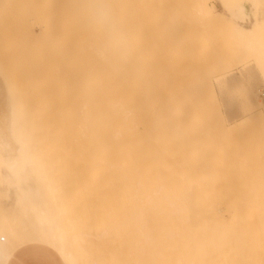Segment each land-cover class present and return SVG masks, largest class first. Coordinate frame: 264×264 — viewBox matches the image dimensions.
I'll return each instance as SVG.
<instances>
[{"label": "bare ground", "instance_id": "bare-ground-1", "mask_svg": "<svg viewBox=\"0 0 264 264\" xmlns=\"http://www.w3.org/2000/svg\"><path fill=\"white\" fill-rule=\"evenodd\" d=\"M46 1L49 5L50 0ZM54 1L56 2V0ZM154 2L155 0H99L96 5H91L93 7L91 12L89 8H87L89 13L83 8L79 10L80 12L84 10L81 12L83 14H74L72 18H69L71 22H67L66 31L68 35H66L67 38L65 37L66 41L63 37L67 33L65 29V34L62 30L66 26L62 29L59 28L63 24L66 25L65 21L62 25L53 27L54 30L49 25L51 18L43 24L41 36L50 31L54 36L58 35L59 38H63L64 42H57L56 50L59 47L60 52V48H64V43H68L69 47L66 46L69 53H67L69 62L66 63L68 69L63 71V76L66 74V77L63 78L61 73L62 67L66 70L65 63L62 64V59H66V57L60 55L59 58H62V61L61 64L59 63L60 66L57 65L58 68L60 67L59 69L46 66L47 68L43 70L44 68L42 69L40 66V73L34 72L36 75H33L27 71L31 74L28 78L26 71V75L20 72V78L25 80L27 77L26 83H24H30L32 86L45 87L48 84L51 87L48 89L47 86L46 92L49 93L52 89L50 93L54 94L55 91L53 90L57 89L58 92L62 88L65 89L67 83L62 81L65 79V81L74 80V76L71 78V74L74 75L80 71L79 74L81 75L75 74V77H79L75 78L73 82H76L75 84L78 86L80 85L78 91H84L83 94L81 93L82 96L79 93L72 95V92H58L59 94L64 93L65 96L67 94L72 95L71 103L67 101L70 98H66L62 104L61 101L65 100L63 96V100L59 99L58 102L61 101L58 104L53 101L54 97L53 99L51 96L47 97L50 95L47 93L46 96L44 94V96H39V100L32 98L31 101L30 97H35L36 94L25 91L21 97L19 94L18 96L13 95L15 101L12 102L13 98L11 99L6 93L9 96L8 99H11V105H8L7 111L5 110L6 114L2 115L4 119L0 118V122H2L0 123V131L5 130L7 136L5 134L2 136L8 137V140L12 142L14 156L9 155L11 153L10 148L7 150L9 145L7 144L6 147L3 143L5 141L0 139V167H3V169L0 168V182L5 193L10 196L13 195L14 206L17 205L21 213L28 211L33 215L34 225L30 231L25 232L24 225L21 229L17 218L14 216L10 214L0 216V264H5L16 249L30 245L50 246L53 241L55 253L60 258L71 260L69 252L64 249L63 239L56 235L57 230L53 223L58 221L54 219L43 220V217L46 216L45 209L40 205H35L33 201L34 192L40 197L41 188L30 187L32 181H36L38 174L46 170L55 169L57 173L52 178L58 180L62 175L60 172L62 158H53L52 155L56 152H49L47 149L45 151L38 150L35 145L42 144V142L34 140L32 138L34 136H36L35 138H45V145L56 144L58 145L57 148L62 145L63 141H71L67 137H72L73 141H76L74 145H77L74 147L76 149L78 147L79 157H76L72 164V182L83 187L90 186L91 191H95L93 197L96 196V199L100 197L105 200L106 205H103L102 201L99 205V209L101 208L99 214L104 213L108 218L107 222H113L119 226L121 221L124 228H131L137 244L135 260L132 256L134 264H264V247L261 244L258 246L255 242L254 233L250 231L249 221L245 220L244 215L246 209L253 213L255 205L258 206L255 204V198L251 199L252 201L246 209L242 208L244 199L234 203L226 200L227 207L225 209L216 204L217 180L223 175L220 174L218 168L221 166L220 161H218L221 158L216 160L215 155L226 152L229 149V147L227 148L228 144L223 142L215 147L217 137L214 139L215 136L211 137V134L199 138L197 137L198 134L185 135L182 132L185 117L194 120L199 112L202 113L203 119L208 118L209 120L205 119L203 122L210 123L212 103L209 106L210 102L203 99V101L206 100L204 103L207 102L208 106L202 103L204 107H201L199 103L203 101L198 102L196 94L189 95L190 98H193L194 95L197 96L194 100L191 98L192 103L187 102L186 97L182 96L181 92H178L177 95L171 93L166 99L161 100L154 99L150 94L148 74L152 45L151 36L158 34L160 24L163 22L176 21L179 18L177 11H169L166 4L162 6L163 10L160 11V8L154 7ZM56 4L59 5L60 0H57ZM61 10L60 12H62ZM59 17L61 18V16ZM65 19L66 17L63 20ZM57 24L59 25V23ZM55 29L63 32H56ZM32 33L34 36V32ZM38 36L40 34H36V37ZM156 36L158 37V35ZM156 36L152 38L155 39ZM158 39L161 41L160 37ZM160 43L162 44L157 45L159 48L163 45V42ZM42 48L45 49L43 45ZM162 49L164 50L165 46H162ZM3 56L8 55L3 54ZM8 58L10 57L8 56ZM60 59L57 58L59 62ZM7 60L4 59V61ZM169 64L167 69L175 65ZM164 66L168 67L167 64ZM173 67L176 69V65ZM13 68L16 69V66L10 69L11 72ZM6 69L9 71L8 67ZM177 70H173V73L178 72L177 74H179L180 71ZM208 70L210 71V69ZM168 71L172 73V70ZM212 72L208 75H212ZM12 73L15 74L16 72ZM9 74L11 73L9 72ZM30 76L33 77L30 78ZM205 79L204 76V80H202L205 81ZM56 80L61 81L58 85L63 84L64 86L60 85L62 86L60 90L58 87L55 89L56 86L52 87V85L57 84L54 83ZM186 80L185 82H188ZM21 83L19 84L22 86ZM72 85L75 86L74 83L71 84V87ZM8 86L5 92H8ZM82 88L83 90H81ZM196 88L191 93L186 89L187 94L192 95ZM35 89L36 87L33 90ZM57 96L61 97V95ZM17 97L19 100L16 99ZM33 99H36L35 102ZM66 102L69 105L68 109L64 108ZM26 106L31 110L32 116L26 117L29 114V109ZM25 109H27V113L23 115ZM65 109L68 110V113ZM208 109H211L210 112ZM70 114H72V118L68 116ZM207 115L208 117H206ZM202 117L201 120H203ZM209 126L211 128V124ZM73 141L71 142L73 143ZM201 144L203 145L201 146ZM230 151L228 150L226 153ZM232 160L233 162L237 161L236 158L235 160L232 158ZM38 164L43 165V170H39ZM204 165H209L206 171L202 168ZM81 187L79 188L81 189ZM82 190L85 191V187ZM92 192L90 193L92 194ZM86 193H88L87 190ZM248 193L250 197L251 193ZM83 195L86 194L83 193ZM89 199H86V203L90 202ZM94 201L92 200L93 207L97 202ZM44 202L42 198L41 203ZM90 209L87 212L90 211L93 214ZM49 214L51 216L50 212ZM21 215L20 217H22ZM107 227V231L111 233L113 230L109 229L108 224ZM254 231L257 236L258 232ZM114 232L112 233L115 238L119 237L117 235L120 234V231ZM260 233L262 232L260 231ZM79 242L78 238H73L71 245H78ZM116 243L119 246V243ZM83 254L86 256L84 251ZM105 260L107 259L105 258Z\"/></svg>", "mask_w": 264, "mask_h": 264}, {"label": "rangeland", "instance_id": "rangeland-1", "mask_svg": "<svg viewBox=\"0 0 264 264\" xmlns=\"http://www.w3.org/2000/svg\"><path fill=\"white\" fill-rule=\"evenodd\" d=\"M50 1L48 5L46 0H0V118L4 119L3 116L6 114L5 110L7 111L8 105H11L10 100L13 98L11 101H15L13 95L18 96L19 94V97H21V95L25 94V91H31V93L36 94V96L33 94L35 97H30L31 101L32 98H37V100H39V96H46L47 94H50L47 95V97L51 96L52 99L54 97L53 101L57 104L60 103L61 100L59 102L58 100L62 99V96L65 100L61 101V104L62 102L66 101V98H70V100L68 99L67 101L71 103V96L73 94H83V88L81 89L83 91H78L80 89V85L78 86L75 84L76 82H73L75 78L81 75L79 74L80 71H78L79 73H74V75L71 74V78L74 76V80H67L69 83L65 81L66 79L62 81V79L66 77V74L65 76H63V74L68 69L67 64L69 61L67 58L69 53L67 52V48L69 46L68 43H64L65 49L60 48L59 52V47L58 50H56V44L58 41L61 43L63 38H67V22H71L69 18H72L74 14L79 13L80 15V13L84 12V10H81V12L79 10L83 8L85 11H88L87 8H89V11L91 12V8H93L91 5H96L99 0H60L59 5L56 4L57 0L56 2L54 0H52V2ZM93 1L94 4H92ZM76 3L77 5H75ZM154 3V7L157 6L156 8H160V11L163 10L162 6L166 4L167 8L169 7V11L173 10L178 12L179 18L176 21L163 22L160 24L159 30L157 32L158 34H156L158 37L155 35L157 38L154 39L152 37L155 36H151L152 45L148 74V87L150 94L154 99L161 100L163 98L166 99L171 93L177 95L178 92H181L182 96H185L186 101L189 103H192V97L190 98V96L196 94L198 98L194 95L192 98L193 100L197 98L198 102H200L203 101V99H206L207 102H210V104L207 102L204 103L206 100L200 102L199 104L201 107H204L202 106V103L205 105L208 104L209 106L212 103V116L210 115V123L207 124V121L209 120L205 117L204 118L207 121H205L206 123L203 122L205 119H203L202 113L199 112L196 116V119L194 120L185 117V120L182 124V132L185 135L198 134L197 137L199 138L207 137L211 134V137L215 136L214 139L217 137V145L215 147H217L219 143L223 142L228 144V150L232 151H230L231 156L229 155L230 152L226 153L228 150L226 152L224 151L221 155H215L216 160L217 158H221V160H218L221 163V166L218 168L220 169V174L223 175L222 178L219 177L217 180L218 184L216 185L215 190V198L217 199L216 204L220 205V208L225 209L227 207L225 203L226 200L234 203L244 199V206L242 208L246 209L249 206L250 201H252L251 199L255 198V204L258 206L255 205L253 213L249 212V209H246V211H244V215L246 217L245 220L249 221L248 223L250 224V231L254 233V238L256 240L255 242L258 246L262 245L264 247V0H155ZM58 6L59 8H57ZM60 9H62V12H60ZM75 11L76 13H73ZM59 16H61V18ZM64 17H66L67 20H63ZM49 19V25L52 26L53 30V27H56V25L60 26L63 24V21H65L64 23L66 25L63 24L62 27H59L62 29L66 26V28H63L62 30L64 31L65 29L67 34H65L64 31L65 35L63 34L64 37L62 39L59 38L58 35L54 36V34L50 33V31L49 33L52 34L51 37L49 33H46L48 36L46 34H42L41 36L40 32L43 29V24ZM39 20L40 23H38ZM30 23L31 25H29ZM57 23H59V25ZM52 29L50 28V30ZM60 31L56 30V32L59 33ZM32 32H34V36ZM36 34H40V36L36 37ZM159 37L161 41L158 39ZM66 38L65 41L67 40ZM208 39L211 40L209 41ZM157 42L159 45L162 44L160 42H163L162 46H165L166 50L164 49V51L162 49V51V46L159 48V46H157L158 44L156 45ZM41 43L45 49L47 47L46 50L42 48ZM161 52L164 54L162 55ZM3 54L8 55L11 59L8 58V56H3ZM60 55L61 57H66V59L61 58L63 60L62 61L59 58ZM27 56L29 57L27 58ZM57 58L60 59V62L57 60ZM4 59L9 60L4 61ZM61 61L62 64L65 63L64 67L66 70L61 66L64 70L61 68L63 78L60 80L62 82H66L67 84L65 87L63 84H60L65 88L60 90V87L62 86L58 85V83H61V81H58V79L56 82H54L57 84L52 85V87L56 86L55 89L58 87L61 92L65 91L64 93L72 92V95L67 94L65 96L64 93H62L63 95L59 94L60 91H58V93L57 89L53 90L55 91L53 92L54 94L50 93L52 92V89L50 92L48 91L49 93H47L46 91L51 87H49L48 84L45 85V87L42 86V89V87L35 85L32 86L30 83L25 84L27 77L25 80H23L24 78H20V72L25 73V71H29L31 74L36 75L34 72L40 73L39 69L44 68L43 70H45V68H47L46 66H49V68H58V66L61 64ZM169 63H171V65L175 64L176 69L173 67L175 65L170 66L171 68L167 69L169 68ZM166 64L168 67L164 66ZM9 66L11 68L16 66V69H14V67L12 71H15V74L10 71L11 68ZM6 67H8L9 71L6 69ZM49 68L48 70H50ZM177 69L180 71L179 74H177L178 72L173 73V70L176 71ZM208 69H210V71ZM168 70H172V73ZM194 70L197 71L194 72ZM216 71L218 72L216 73ZM9 72L11 74H9ZM211 72L212 75L209 76L208 74ZM30 73L27 72L28 78L29 75H31ZM75 74H78L79 76L75 77ZM16 75L17 77H15ZM204 76L206 78V82L203 81ZM32 77L30 76V78ZM186 78L188 82H185ZM20 82H22L21 84L24 87L19 84ZM199 82H201V85ZM73 83L75 86L73 87L72 85L71 87V84ZM26 85H28V87H26ZM7 86L8 92H5ZM35 87L36 89L33 90ZM37 87L41 88L42 90H38L39 88ZM46 87L48 88L47 90L45 89ZM183 87H185V90H182ZM72 88H74L73 91ZM195 88L196 90L192 92V95L189 94ZM12 89H14L15 92L17 89V92L15 93L12 91ZM186 89L189 91L188 94ZM43 90L44 93H42ZM38 92L41 93L38 95ZM6 93L11 97L10 100L8 99L9 96ZM56 93H58L57 95H61V97L59 98ZM201 98L202 100H200ZM16 99H18V97ZM33 100L35 102L36 99ZM68 102L64 103V108L68 109ZM31 106L33 105L31 104ZM26 108L29 109L27 106ZM27 109H25L26 111H23L25 113L23 115H26ZM67 109H65V111ZM211 109H208V111L210 112ZM28 112L29 114L26 115V117L32 116L30 109ZM66 112L68 113V110ZM66 112L65 115H67ZM208 115L206 117H208ZM68 116L72 118V114ZM203 116L205 115L203 114ZM201 117L203 120H201ZM210 124L211 128L209 126ZM208 130L211 131L209 132ZM0 134V139L5 141L3 143H5L6 147L7 144L9 145L7 147V150L10 148L11 151L9 155L11 157L12 155L14 156V146L12 142L8 140V137L4 138L5 135L7 136L5 130H1ZM35 137L36 136L32 138L42 142V144L35 145L38 150L45 151L47 149L49 152H56L52 155L53 158H62V165L60 167V172L62 175H60L58 180H54L52 178L57 173V171L55 169H50L40 172L36 178V181H32L30 185L32 188L40 187L42 190L40 192V197L34 192L33 201L35 202V205H40L45 209L46 216L43 217V220L47 221L54 219L58 221L57 223H53L57 230L56 235L63 239L65 243L64 249L69 252V257L71 259L66 260L63 257L60 258V256L57 254L62 264H134L133 258L134 260L136 258L137 244L134 237V232L131 230V228H124L123 222L121 221L119 226H117L118 224H113V222H107V216L102 212L100 214L103 215L99 214L101 209H99V205H101V201L104 203H102L103 205H106L105 200L100 197H98V199H96V196L93 197V193H95V191L92 192L90 186H84V191L82 190L84 189L82 185L72 182V164L76 157H79V151L77 150L78 147L77 149L74 147L77 145H74L76 141H73L72 137H67L69 140L73 141V143L71 141H68V143L65 140L63 141L62 145L57 148L58 145L56 144H52V146L50 144L45 145V138ZM202 145L203 144H201V146ZM229 156L230 158H228ZM232 158L234 160L236 158L237 161H241H236L238 164L237 165L235 164L236 162H233ZM209 165H204L202 168L206 171ZM42 167L43 165L38 164L39 170H43ZM0 168L3 169L2 166ZM205 175L206 174L204 173V176ZM79 187H81V189ZM88 188L90 189L89 191ZM81 190L86 194L85 196H87L88 193L91 194L90 192H92V197L89 194L87 197H85ZM86 190L88 193H86ZM247 191L251 193V198L248 196L249 193ZM82 196H84L83 199ZM42 198L45 201L44 203H41ZM87 198H90V202H87L88 204L90 203L89 206L86 203ZM13 199V195L10 196L5 193L3 190V185L0 182V216H6L10 214L17 218L21 229L23 227L22 225H24V231H30L34 225L33 215H31L28 211L21 213L18 206H14ZM92 200L97 202L100 200L98 203L94 201L96 203L94 206L95 208L93 207L94 203ZM72 202L73 205H71ZM87 207H92V209H89L93 211V214H91L90 211L89 213L87 212V210H89ZM96 207L98 208L96 209ZM49 212L51 213V216ZM20 215L22 217H20ZM84 218H86L88 221L86 219L83 220ZM107 224L110 226L109 229L113 230L111 233H109L110 231H107ZM92 229L94 230L93 232ZM254 230L258 232L257 236L255 235ZM114 231L116 233L120 231V234L117 235L120 238H115L114 234L112 233ZM260 231L262 233H260ZM73 238H78V242H81H79L78 245H71V240ZM116 242L119 243V246ZM52 243L50 246L48 245L44 247L56 252L53 250L55 247L54 241ZM100 243L101 245H99ZM78 246L79 249L81 248L80 250L82 253L78 249ZM17 250L19 249H16L10 257H12ZM83 251L85 252L86 256L83 254ZM109 254L110 256H108ZM10 257L6 260L5 264H8L9 259H11ZM105 258L108 261L105 260Z\"/></svg>", "mask_w": 264, "mask_h": 264}, {"label": "crops", "instance_id": "crops-1", "mask_svg": "<svg viewBox=\"0 0 264 264\" xmlns=\"http://www.w3.org/2000/svg\"><path fill=\"white\" fill-rule=\"evenodd\" d=\"M8 264H62V262L51 249L30 245L17 250Z\"/></svg>", "mask_w": 264, "mask_h": 264}]
</instances>
